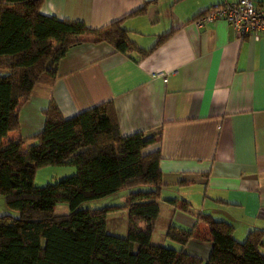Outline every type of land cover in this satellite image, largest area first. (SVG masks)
Returning a JSON list of instances; mask_svg holds the SVG:
<instances>
[{
    "label": "crops",
    "instance_id": "crops-1",
    "mask_svg": "<svg viewBox=\"0 0 264 264\" xmlns=\"http://www.w3.org/2000/svg\"><path fill=\"white\" fill-rule=\"evenodd\" d=\"M236 1L45 0L41 14L90 28L122 19L129 38L149 52L124 54L105 42L70 47L55 82L36 84L20 103L19 128L2 145L39 133L51 101L65 118L110 101L122 135L157 139L148 150L161 156L164 217L175 208L168 200H184L190 211H175L177 227L191 229L202 212L231 224L238 241L264 231V36L238 39L224 19L196 22L211 6ZM143 6L145 13L128 16ZM173 242L168 247L205 261L209 227L198 223L185 244Z\"/></svg>",
    "mask_w": 264,
    "mask_h": 264
},
{
    "label": "trees",
    "instance_id": "trees-1",
    "mask_svg": "<svg viewBox=\"0 0 264 264\" xmlns=\"http://www.w3.org/2000/svg\"><path fill=\"white\" fill-rule=\"evenodd\" d=\"M44 1L0 0V194L19 214L0 216V264H264L263 230L255 228L238 241L231 224L202 212L196 225L209 227L207 260L164 245L166 239L183 245L194 236L196 225L183 229L172 223L177 209L189 213V203L168 200L175 208L163 216L161 156L148 150L157 139L143 131L122 135L110 101L67 118L51 101L39 133L2 145L19 128L20 103L36 84L55 82L56 66L70 47L105 42L124 54L149 52L129 38L122 19L90 28L41 14ZM145 11L143 6L128 16ZM28 140L33 144L24 150ZM60 165H72L75 172L43 186L33 183L39 167ZM123 190L129 192L121 205L81 207ZM57 203H66L69 211L56 214ZM119 210L127 212L125 236L106 231L107 215Z\"/></svg>",
    "mask_w": 264,
    "mask_h": 264
},
{
    "label": "rangeland",
    "instance_id": "rangeland-1",
    "mask_svg": "<svg viewBox=\"0 0 264 264\" xmlns=\"http://www.w3.org/2000/svg\"><path fill=\"white\" fill-rule=\"evenodd\" d=\"M32 144L33 141L28 140L27 143L24 144V147L26 148ZM74 172L75 167L72 165L39 167L35 172L33 183L36 186H43L46 183H51L63 177L71 176ZM128 192V190H123L101 199L87 201L82 203L81 207L95 209L103 206L121 205L125 201ZM54 211L56 214H64L69 211V208L66 203H57L54 207ZM6 214L11 215L12 217H18L19 215L16 210L7 206L5 196L0 194V216ZM159 230L154 234L155 236H153L154 241L160 239ZM106 231L113 235L125 236L127 233V212L125 210H119L117 212L109 213L107 215ZM164 244L167 246L176 245L170 240H166Z\"/></svg>",
    "mask_w": 264,
    "mask_h": 264
},
{
    "label": "built area",
    "instance_id": "built-area-1",
    "mask_svg": "<svg viewBox=\"0 0 264 264\" xmlns=\"http://www.w3.org/2000/svg\"><path fill=\"white\" fill-rule=\"evenodd\" d=\"M215 19H224L238 39L264 36V6L252 0H237L216 4L196 19L197 25Z\"/></svg>",
    "mask_w": 264,
    "mask_h": 264
}]
</instances>
